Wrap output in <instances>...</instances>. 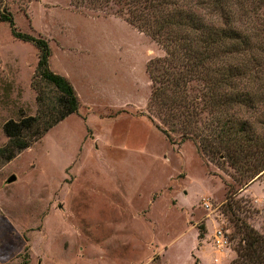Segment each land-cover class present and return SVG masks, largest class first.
<instances>
[{"label": "rangeland", "instance_id": "rangeland-1", "mask_svg": "<svg viewBox=\"0 0 264 264\" xmlns=\"http://www.w3.org/2000/svg\"><path fill=\"white\" fill-rule=\"evenodd\" d=\"M0 9L47 39L48 67L78 99L76 111L0 159V264H231L238 238L224 207L228 185L236 214L264 234V170L240 186L224 158L199 148L205 111L180 140L151 101L147 65L164 49L117 5L0 0ZM35 63L34 45L1 20L0 145L6 119L36 114ZM189 85L197 92L202 83Z\"/></svg>", "mask_w": 264, "mask_h": 264}, {"label": "trees", "instance_id": "trees-1", "mask_svg": "<svg viewBox=\"0 0 264 264\" xmlns=\"http://www.w3.org/2000/svg\"><path fill=\"white\" fill-rule=\"evenodd\" d=\"M86 1L94 6L117 5L126 21L162 46L164 55L147 65L153 83L151 101L165 113L164 119L170 117L179 126L180 140L196 132V121L205 111L209 132L199 133L204 136L198 147L224 158L239 173L234 179L240 186L264 170V18H259L264 0ZM1 20L7 21L13 37L36 48L30 80L36 114L2 123L7 137L0 145L4 160L76 111L78 99L69 80L48 67L47 39L17 29L11 14L3 9ZM192 80L202 83L197 92L189 91ZM41 83L51 86L53 94ZM161 131L167 135L165 128ZM227 188L224 207L238 238L237 260L231 262L264 264V234L236 214L235 192L231 185ZM201 229L198 225V237Z\"/></svg>", "mask_w": 264, "mask_h": 264}, {"label": "water", "instance_id": "water-1", "mask_svg": "<svg viewBox=\"0 0 264 264\" xmlns=\"http://www.w3.org/2000/svg\"><path fill=\"white\" fill-rule=\"evenodd\" d=\"M13 178H14V175L11 174V175H9V176L7 177V181H9V180H11V179H13Z\"/></svg>", "mask_w": 264, "mask_h": 264}, {"label": "built area", "instance_id": "built-area-1", "mask_svg": "<svg viewBox=\"0 0 264 264\" xmlns=\"http://www.w3.org/2000/svg\"><path fill=\"white\" fill-rule=\"evenodd\" d=\"M217 241H218V239H216ZM220 240H221V238H220Z\"/></svg>", "mask_w": 264, "mask_h": 264}]
</instances>
